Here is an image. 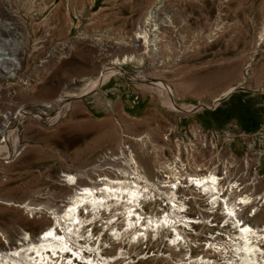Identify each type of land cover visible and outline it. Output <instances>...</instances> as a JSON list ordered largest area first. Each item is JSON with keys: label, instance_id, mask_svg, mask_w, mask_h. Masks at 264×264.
Here are the masks:
<instances>
[{"label": "rangeland", "instance_id": "374dc122", "mask_svg": "<svg viewBox=\"0 0 264 264\" xmlns=\"http://www.w3.org/2000/svg\"><path fill=\"white\" fill-rule=\"evenodd\" d=\"M159 1L0 0V22L15 24L19 37L17 46H7L19 63L15 77L0 74V127L6 111L28 106L35 113V106L65 92L76 96L52 116L53 123L27 116L16 126L18 133L9 134L19 149L8 159L11 154L4 156L0 149L1 199L62 211L76 188L71 175L94 165L121 166L111 159L122 150L124 155L132 151L155 183L164 181L172 149L165 136L172 128L196 123L251 135L264 125V41L258 44L264 0H164L162 16H170L172 24L161 34L160 50L152 52L134 43L133 36ZM126 56L142 63L122 65V73L109 75L81 96L85 80ZM169 99L176 109L167 105ZM197 105L192 113L190 107ZM145 135L152 144L142 148L133 138ZM233 148L241 152V141ZM165 202L145 203L143 211L164 217ZM50 223L44 213L31 217L0 203V231L9 243L0 241V248L18 247L23 233L36 239Z\"/></svg>", "mask_w": 264, "mask_h": 264}, {"label": "built area", "instance_id": "2783aa9c", "mask_svg": "<svg viewBox=\"0 0 264 264\" xmlns=\"http://www.w3.org/2000/svg\"><path fill=\"white\" fill-rule=\"evenodd\" d=\"M165 139L172 148L163 173L166 193L174 192L182 206L175 212L180 217L168 218L175 227L132 236L123 234L120 220L87 223L76 246L80 258H55V264H246L239 250L244 223H251L249 237L257 247L248 264H264V125L250 135L187 124L168 130ZM237 140L241 152L233 148ZM201 179L215 180L211 195L194 186ZM170 206L166 199V215ZM112 230L121 233L116 237Z\"/></svg>", "mask_w": 264, "mask_h": 264}, {"label": "bare ground", "instance_id": "6f19581e", "mask_svg": "<svg viewBox=\"0 0 264 264\" xmlns=\"http://www.w3.org/2000/svg\"><path fill=\"white\" fill-rule=\"evenodd\" d=\"M164 2V0H160L150 8L142 22L139 23L137 31L133 36V42L141 44L145 50L158 52L160 50L159 44L163 38L161 34L166 27L172 24L170 16H162ZM7 14L12 17L6 11L5 15ZM15 29V24L0 22V74H4L6 78L15 77V69L19 67L15 53L7 48L9 45L17 46L19 43V37L14 33ZM2 33L7 34L8 37L12 35V37L10 39H1ZM263 41L264 22L258 44L260 45ZM141 60L133 56H126L120 60H115L111 63L113 67H110V69L106 68L97 78L85 80L81 89V96L87 95L96 83L99 84L100 81H104L109 75L115 72L122 73V65L128 63L140 65L142 63ZM2 88L0 84V95H2ZM233 90L234 88H231L226 94L229 96ZM74 97H76L74 94L65 92L53 102L36 104L37 106L35 107L38 110L35 113L30 112L28 106L20 107L15 113L6 111L2 115L3 123L0 127V149H4V156L8 153L11 155L5 157V159L12 156L13 150L19 149V147L12 146L9 139L11 132H14V134L18 133V124H21L27 116L33 117L37 122L53 123L55 118L52 116L54 114H61L64 109H67V102L71 101ZM214 104L217 105V103ZM167 105L176 109L172 99H169ZM190 108L193 109V107ZM183 109L185 108H180L179 111ZM62 125L63 123L58 127ZM133 139L142 142V148H145L148 143L149 145L152 144L148 135ZM3 143H7L9 146L6 148L7 145L4 146L2 145ZM124 149L128 148L125 147ZM153 151L154 153L157 152L156 149H153ZM111 161L119 162L122 165L118 164L121 166H115L114 164L110 168L94 165L84 169L78 176L71 175L70 182H74L76 188L74 193L66 200L62 211L44 205L3 200L0 198V203L3 205L22 209L31 217L38 213H44L51 222L36 239H33L28 233H23L18 247L5 251L0 248V264H55V258L67 261L71 256L80 258L79 252L82 251V248L76 247L79 245L78 241L85 235V225L87 223L95 224L96 221L106 220L108 221L107 223H111L112 221L120 220L122 227H125L124 233H122L132 236H144L150 232L158 234L166 231V228L169 229V227L173 229L175 226L168 221V218L171 216L174 218L180 217L175 212H180L182 206L181 204H175L174 192L163 194L162 188H166L165 181L161 180L155 183L151 180L143 164L136 159L130 150H128L127 155H124L122 150L120 156L111 159ZM159 164L163 163L160 162ZM166 168H169V166L166 165ZM77 177L85 179V181L78 182ZM214 181V179H201L193 182L200 192L211 195L215 191ZM163 198H166L168 203L171 204V215L154 217L147 216L144 213L143 205L145 203H149L151 207L152 203H155L156 200H163ZM163 207L166 208V202ZM240 230L242 243H240L239 250L242 252V261L248 264L252 258L250 255L255 256L257 247L252 245V241L250 240V237L253 235L251 226L244 225V229ZM111 233L113 236L118 237L121 232L117 233L112 230ZM6 238L5 234L0 231V241L9 247ZM252 264H262V260H254Z\"/></svg>", "mask_w": 264, "mask_h": 264}]
</instances>
